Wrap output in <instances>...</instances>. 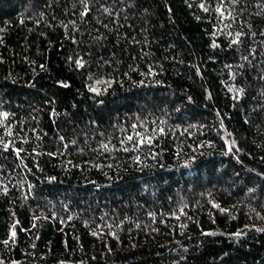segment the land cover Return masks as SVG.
Listing matches in <instances>:
<instances>
[{
    "label": "trees",
    "instance_id": "trees-1",
    "mask_svg": "<svg viewBox=\"0 0 264 264\" xmlns=\"http://www.w3.org/2000/svg\"><path fill=\"white\" fill-rule=\"evenodd\" d=\"M3 113L0 264H264V0H0Z\"/></svg>",
    "mask_w": 264,
    "mask_h": 264
},
{
    "label": "snow or ice",
    "instance_id": "snow-or-ice-1",
    "mask_svg": "<svg viewBox=\"0 0 264 264\" xmlns=\"http://www.w3.org/2000/svg\"><path fill=\"white\" fill-rule=\"evenodd\" d=\"M202 7H203V6H202ZM217 10L222 12V9H217ZM84 14H87V13L85 12ZM236 42H238V41H234V43H236ZM77 64H78V65H81V62H80V61H77ZM81 66H82V65H81ZM96 83H97V84H100V83H104V81H97ZM65 87H67V85H65ZM90 90H91L92 92H94V93H98V94L100 93V89H99L98 87H92ZM105 91H106V89H105ZM0 115H2L4 118H7V115H8V114H7V113H3V114H0ZM128 139H129V140H132L133 137H132V136H129ZM140 142H141V143H144L145 140L142 139ZM149 142H150V141H149ZM5 147H7V145H6ZM105 147H107V145H105ZM19 151H20V150H17V154H19ZM33 226H35V225H33ZM236 235L239 236V235H241V233H236ZM15 236H16V232L13 231V232H12V237L15 238ZM5 243H7V241H5Z\"/></svg>",
    "mask_w": 264,
    "mask_h": 264
}]
</instances>
